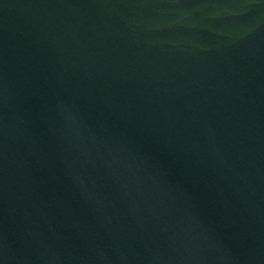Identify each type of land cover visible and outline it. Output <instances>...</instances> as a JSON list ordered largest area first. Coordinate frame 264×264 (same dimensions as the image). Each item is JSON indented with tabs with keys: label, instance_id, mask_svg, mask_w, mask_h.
<instances>
[{
	"label": "water",
	"instance_id": "1",
	"mask_svg": "<svg viewBox=\"0 0 264 264\" xmlns=\"http://www.w3.org/2000/svg\"><path fill=\"white\" fill-rule=\"evenodd\" d=\"M0 264H264V0H0Z\"/></svg>",
	"mask_w": 264,
	"mask_h": 264
}]
</instances>
